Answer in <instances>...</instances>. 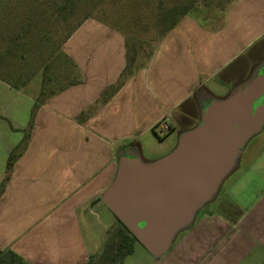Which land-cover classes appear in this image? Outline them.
I'll return each instance as SVG.
<instances>
[{
  "label": "crops",
  "instance_id": "1",
  "mask_svg": "<svg viewBox=\"0 0 264 264\" xmlns=\"http://www.w3.org/2000/svg\"><path fill=\"white\" fill-rule=\"evenodd\" d=\"M128 38L88 19L60 42L45 72L0 80L1 251L29 264H86L97 249L95 208L106 206L101 197L118 159L153 162L170 153L185 132L180 118L197 112L200 120L201 95L235 91L264 60V0L191 8L154 40ZM173 136L169 152L143 160L157 151L148 143ZM237 160L210 205L170 244L168 264L264 261V127Z\"/></svg>",
  "mask_w": 264,
  "mask_h": 264
},
{
  "label": "water",
  "instance_id": "2",
  "mask_svg": "<svg viewBox=\"0 0 264 264\" xmlns=\"http://www.w3.org/2000/svg\"><path fill=\"white\" fill-rule=\"evenodd\" d=\"M263 95L264 73L257 72L231 96L209 101L199 123L181 133L164 157L118 159L115 179L101 198L150 254H163L172 235L217 191L264 120V102L256 104Z\"/></svg>",
  "mask_w": 264,
  "mask_h": 264
},
{
  "label": "rangeland",
  "instance_id": "3",
  "mask_svg": "<svg viewBox=\"0 0 264 264\" xmlns=\"http://www.w3.org/2000/svg\"><path fill=\"white\" fill-rule=\"evenodd\" d=\"M226 2L228 0H0V80L17 83L34 74H39L42 70L45 72L46 69L43 68L45 63L50 65V59L59 55L58 45L60 42L75 27L88 19L124 31L128 34V39L147 41L160 36L191 8L223 6ZM155 28L157 32H155ZM150 43V48L146 49L148 65L155 49L154 45ZM251 70L242 81L235 85V91L249 82L255 72L264 73V60L254 65ZM3 87L0 83V102L5 98L1 92ZM235 91L219 89L215 92L217 95H201L202 93L200 95L202 102L206 105L209 101L223 100ZM194 98L200 99V96L195 95ZM185 104L186 102L181 107H184ZM187 115L180 118L182 129L179 126L178 128L182 131L199 123L197 112H188ZM263 127L264 120L258 131L253 133L240 148V153L249 140L256 136ZM156 132L159 138H165L158 126ZM174 138L175 136L171 140L161 143L156 138L157 142L148 143V150L157 147V151L153 153L147 151L143 160H153L158 158L156 156H163L169 152L174 144ZM239 154L233 168L237 165ZM125 156L130 157L129 155ZM217 191L210 200L201 204L193 212L192 218L187 224L172 235L171 243L178 233L192 224L196 217L210 205ZM97 205L95 210L98 213L99 221L96 234L92 236L91 240V243L97 247L93 264L104 262V259H100L98 262V258L103 253L108 237L112 236L119 227L116 217L111 214L110 210L101 201ZM101 209L107 215H111V220L102 214ZM170 248L171 246L156 257L150 254L138 241H134L132 252L123 259L122 264H168ZM0 259V264H17L16 259H11L6 254H0Z\"/></svg>",
  "mask_w": 264,
  "mask_h": 264
},
{
  "label": "trees",
  "instance_id": "4",
  "mask_svg": "<svg viewBox=\"0 0 264 264\" xmlns=\"http://www.w3.org/2000/svg\"><path fill=\"white\" fill-rule=\"evenodd\" d=\"M230 1H232V0H228V2L225 3V5H227ZM225 5H223L221 7H224ZM22 145H23V143L20 144V146H18L17 149H21ZM17 149H16V152L14 151L8 157L7 164H6V170L7 171L11 167L12 160L17 155ZM222 180H221V182H222ZM1 190H2V186H0V193H1ZM116 220L119 223V225H118L119 227L116 229V231L114 232V234L112 236L108 237L106 245H105L104 250H103V253L98 258V262H100V259H104V262L102 261V262H100V264H122L123 259L128 254H130L132 252L134 241H137L136 238L124 227V225L117 218H116ZM170 244H171V242H170ZM0 254H6L11 259L12 258L16 259L17 264H29L26 261H24L20 256L15 254L13 251H10V250L1 251L0 250ZM94 257L95 256L92 255L90 257V259L86 262V264H93ZM0 261H1V259H0ZM262 264H264V261L262 262Z\"/></svg>",
  "mask_w": 264,
  "mask_h": 264
},
{
  "label": "built area",
  "instance_id": "5",
  "mask_svg": "<svg viewBox=\"0 0 264 264\" xmlns=\"http://www.w3.org/2000/svg\"><path fill=\"white\" fill-rule=\"evenodd\" d=\"M159 128H160V130H162L163 132H165V131H168L169 130V125H168V123L165 120H162L159 123Z\"/></svg>",
  "mask_w": 264,
  "mask_h": 264
},
{
  "label": "flooded vegetation",
  "instance_id": "6",
  "mask_svg": "<svg viewBox=\"0 0 264 264\" xmlns=\"http://www.w3.org/2000/svg\"><path fill=\"white\" fill-rule=\"evenodd\" d=\"M264 102V95L256 102V104L263 103Z\"/></svg>",
  "mask_w": 264,
  "mask_h": 264
}]
</instances>
